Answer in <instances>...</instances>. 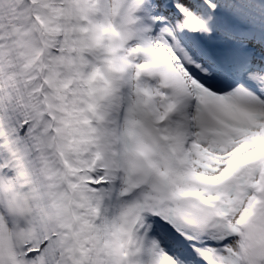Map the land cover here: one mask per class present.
Here are the masks:
<instances>
[{
  "label": "snow or ice",
  "instance_id": "6c2138e0",
  "mask_svg": "<svg viewBox=\"0 0 264 264\" xmlns=\"http://www.w3.org/2000/svg\"><path fill=\"white\" fill-rule=\"evenodd\" d=\"M0 264H264V0H0Z\"/></svg>",
  "mask_w": 264,
  "mask_h": 264
},
{
  "label": "clouds",
  "instance_id": "9594fccd",
  "mask_svg": "<svg viewBox=\"0 0 264 264\" xmlns=\"http://www.w3.org/2000/svg\"><path fill=\"white\" fill-rule=\"evenodd\" d=\"M6 200H7V197H6ZM13 203H15V200L13 199ZM17 207L19 208L20 207V205H17Z\"/></svg>",
  "mask_w": 264,
  "mask_h": 264
}]
</instances>
